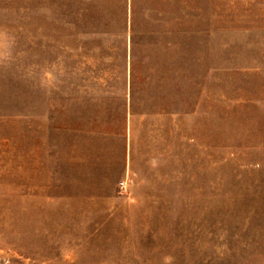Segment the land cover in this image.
Listing matches in <instances>:
<instances>
[{
  "label": "rangeland",
  "instance_id": "374dc122",
  "mask_svg": "<svg viewBox=\"0 0 264 264\" xmlns=\"http://www.w3.org/2000/svg\"><path fill=\"white\" fill-rule=\"evenodd\" d=\"M0 264H264V0H0Z\"/></svg>",
  "mask_w": 264,
  "mask_h": 264
},
{
  "label": "built area",
  "instance_id": "2783aa9c",
  "mask_svg": "<svg viewBox=\"0 0 264 264\" xmlns=\"http://www.w3.org/2000/svg\"><path fill=\"white\" fill-rule=\"evenodd\" d=\"M124 184H125L124 181H122V182H121V186H124Z\"/></svg>",
  "mask_w": 264,
  "mask_h": 264
}]
</instances>
